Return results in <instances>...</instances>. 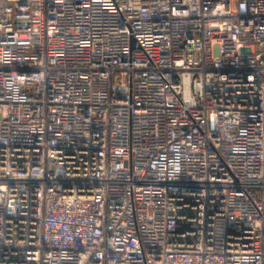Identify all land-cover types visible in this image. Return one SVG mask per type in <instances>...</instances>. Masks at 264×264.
I'll return each instance as SVG.
<instances>
[{
  "label": "built area",
  "instance_id": "2783aa9c",
  "mask_svg": "<svg viewBox=\"0 0 264 264\" xmlns=\"http://www.w3.org/2000/svg\"><path fill=\"white\" fill-rule=\"evenodd\" d=\"M0 264H264V0H0Z\"/></svg>",
  "mask_w": 264,
  "mask_h": 264
}]
</instances>
